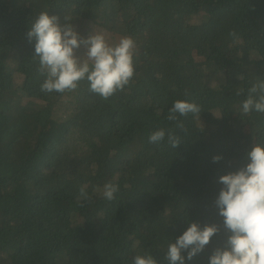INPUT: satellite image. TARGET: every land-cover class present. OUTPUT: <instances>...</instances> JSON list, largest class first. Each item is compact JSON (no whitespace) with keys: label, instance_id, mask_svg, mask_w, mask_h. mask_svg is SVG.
<instances>
[{"label":"trees","instance_id":"obj_1","mask_svg":"<svg viewBox=\"0 0 264 264\" xmlns=\"http://www.w3.org/2000/svg\"><path fill=\"white\" fill-rule=\"evenodd\" d=\"M0 10V264H132L146 252L168 264V244L191 222H221L219 177L264 142V114L240 111L264 80V0H0ZM43 11L84 38L131 37L130 84L107 100L86 80L42 92L26 34ZM176 100L201 110L178 117L186 132L167 120ZM160 128L181 143L167 133L149 143ZM109 181L112 201L101 195ZM223 238L185 264H208Z\"/></svg>","mask_w":264,"mask_h":264},{"label":"clouds","instance_id":"obj_2","mask_svg":"<svg viewBox=\"0 0 264 264\" xmlns=\"http://www.w3.org/2000/svg\"><path fill=\"white\" fill-rule=\"evenodd\" d=\"M26 35L29 43L35 41L33 57L38 58V72L46 77L40 86L44 93L73 92L86 80L90 92L107 100L117 91H123L134 76L135 42L131 37L121 38L114 46L100 33L84 38L72 24L61 25L59 17L50 16L47 11L38 15ZM229 35L239 39L235 31ZM81 46L86 49L83 58L76 55ZM243 91L237 89L236 95ZM240 111L245 116L252 112L264 114V80H258L247 90ZM190 113L200 114V107L195 102L176 100L168 110L167 120L177 122L176 128L186 132L178 117H187ZM166 133L172 148L181 143L178 135L164 128L152 132L149 143L160 144ZM221 159L214 156L213 162ZM245 160L237 170L218 179L222 187L214 204L221 222L203 226L191 222L175 242L168 244L164 257L168 264L191 261L222 231V243L212 250L208 264H264V142L253 143ZM118 191L119 186L109 181L103 185L101 195L112 201ZM90 200L85 187H81L78 202L83 206V201ZM132 264H157V261L146 252L134 256Z\"/></svg>","mask_w":264,"mask_h":264}]
</instances>
